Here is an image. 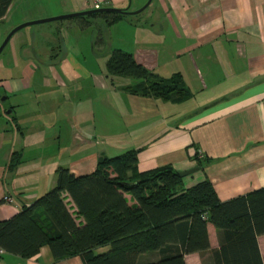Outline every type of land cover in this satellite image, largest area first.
<instances>
[{
	"label": "crops",
	"instance_id": "1",
	"mask_svg": "<svg viewBox=\"0 0 264 264\" xmlns=\"http://www.w3.org/2000/svg\"><path fill=\"white\" fill-rule=\"evenodd\" d=\"M41 1L22 20L96 7L93 0ZM147 1L99 0V6L134 11ZM125 15H135L137 23L121 18L109 27L130 28V47L97 42L93 35L83 47V31L70 56V30L78 36L81 27L75 18L57 26L60 36L52 35L60 45L43 50L37 41L34 50H43L45 57L28 56L32 47L26 40L13 41L6 55L1 51L0 219L53 187L59 166L83 175L95 170L101 153L131 148L138 149L140 170L167 163L187 169L197 165V153H204L209 162L187 174V185L207 174L222 200L264 186V0H152ZM112 47L126 48L162 76L181 72L193 95L171 101L126 91L123 77L106 69ZM33 94L50 107H30ZM71 127L82 134L75 128L69 132ZM4 195L13 201H4ZM208 231L211 248L219 247L211 222ZM258 241L264 261V233ZM158 256L148 252L140 259ZM185 258L188 264H212L210 251ZM0 264H84V259L80 254L56 259L43 245L30 257L3 250Z\"/></svg>",
	"mask_w": 264,
	"mask_h": 264
},
{
	"label": "trees",
	"instance_id": "2",
	"mask_svg": "<svg viewBox=\"0 0 264 264\" xmlns=\"http://www.w3.org/2000/svg\"><path fill=\"white\" fill-rule=\"evenodd\" d=\"M12 1L0 0V19ZM126 13L75 17L85 26L92 23L87 16H103L109 26ZM97 38L103 40L101 30ZM106 69L114 76L136 78L123 86L133 94L171 101L193 95L181 72L162 76L121 47H112ZM195 158L200 169L209 162L204 153ZM186 176L172 163L140 170L136 148L101 153L95 170L83 175L61 165L53 187L0 219V247L30 257L49 245L56 259L80 254L84 264H188L186 254L195 251H210L212 264H264L258 241L264 233V186L222 200L207 174L192 185ZM209 222L220 238L213 249ZM107 245V250L96 251ZM148 252L159 256L141 261Z\"/></svg>",
	"mask_w": 264,
	"mask_h": 264
},
{
	"label": "rangeland",
	"instance_id": "3",
	"mask_svg": "<svg viewBox=\"0 0 264 264\" xmlns=\"http://www.w3.org/2000/svg\"><path fill=\"white\" fill-rule=\"evenodd\" d=\"M41 3H42L41 0H13L12 1L4 17L0 19V46L4 42L7 35L11 32V30L15 28L16 26H18L19 24H22L28 21L40 20L43 18L60 15V14H55V15H51V16L49 15V16H43V17L36 16V18H29L28 20H22L24 19L26 15L31 14V10L35 11L37 7L39 9V6L41 7ZM143 12H144L142 13L143 15L146 14L148 12V9L147 10L145 9V11ZM126 16L127 15H124V17L122 18H125L129 22L137 23L136 18L134 17L135 15H132V16L128 15L127 17ZM75 18L77 17H66V18L54 19V20H49V21H38L35 23L28 24L18 29L13 34V36L10 38L5 48L3 49L4 51L2 54L6 55L10 53L13 41L16 42V45H17L18 42H21L22 40H26L27 43H29V45H31L32 47V50H30L27 53V55L32 57L33 59H38L40 57H43L45 55L43 53V50L45 47L53 48L55 45H60V41L55 37V36L58 37L61 34V33L58 34L60 27H57V26L62 23L70 24L71 22L70 20H77ZM87 18H89L92 21V23L90 24L91 26L89 24L85 26L81 25L80 30L78 31V36H76L77 34L75 35L74 32H71L70 30V50L72 49L71 50L72 52L70 51V56H72L71 53H73L74 51L73 45L75 46L77 43V39H78L77 37L82 35L83 31L84 33L82 36H84V39L81 40L83 47H84V44L87 43V38H89V35H93V37H96L94 38L96 40L97 36L100 35V30L102 32L103 39H107L108 41L110 40L112 43L115 42V43L123 44L125 45V47H130V40L132 39V35H133V33L131 35L130 28L124 27V28L115 30L113 29V27L111 26L109 27L106 24V21L103 18V16H90L89 15L87 16ZM86 29L88 31H85ZM52 35H55V36H52ZM37 41L39 42L41 49L43 50L41 51L34 50L35 44L37 43ZM61 42L63 46H69V43L66 41V38L62 37ZM97 42H101V41L98 40ZM123 49L127 50L126 48H123ZM64 53H66L65 50L61 52V55L62 54L65 55ZM3 55H0V57H3ZM81 56H83V54H81ZM123 80H124V83L131 84L133 80H137V79L134 77H124L123 76ZM43 88H42L41 94H39L40 96L43 93ZM47 91L45 92V94L48 95ZM35 95L36 94H33L32 96V102H31L32 104L29 105L30 107L37 108V109H40V108L45 109V107H50L49 104L45 105L44 103H40L39 99H37ZM40 99L42 100V102H44V99L42 98ZM74 128H75V131L82 134V129L76 128V127H71V131L69 132L73 133ZM60 142L63 144L65 142V137L60 139ZM57 144H56V149H58ZM47 147L52 148L53 147L52 143L48 144ZM56 149L54 148L53 151H55Z\"/></svg>",
	"mask_w": 264,
	"mask_h": 264
},
{
	"label": "water",
	"instance_id": "4",
	"mask_svg": "<svg viewBox=\"0 0 264 264\" xmlns=\"http://www.w3.org/2000/svg\"><path fill=\"white\" fill-rule=\"evenodd\" d=\"M151 1L152 0H148L142 7L138 8L134 11H130V10H127L125 8L116 7V6H96V7H92V8H87V9H83V10H77V11L67 12V13H63L60 15H56V16H51V17L40 19V20H33V21L24 22L22 24H19L15 28H13L11 30V32L7 35L4 42L0 46V53L4 49V47L6 46V44L10 40V38L13 36V34L18 29H20V28H22L28 24L35 23L38 21H49V20H54V19H61V18H66V17H75V16L87 15V14H91V13H95V12H103V11H107V12L116 11V12H122V13H126V12L127 13H129V12L137 13V12L143 10L147 5H149V3ZM198 169H200V165L197 164V165H194L190 168L179 170V172L182 176H185L187 174H191V173L195 172Z\"/></svg>",
	"mask_w": 264,
	"mask_h": 264
},
{
	"label": "built area",
	"instance_id": "5",
	"mask_svg": "<svg viewBox=\"0 0 264 264\" xmlns=\"http://www.w3.org/2000/svg\"><path fill=\"white\" fill-rule=\"evenodd\" d=\"M95 2L96 6H99V0H93ZM199 156H203V153L200 152ZM4 201L11 202L13 201V197L11 195H4L3 197ZM3 251V248L0 247V253Z\"/></svg>",
	"mask_w": 264,
	"mask_h": 264
}]
</instances>
